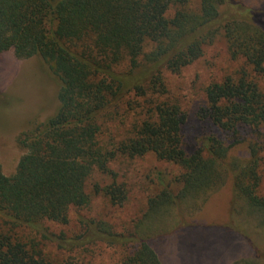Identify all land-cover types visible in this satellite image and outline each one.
Returning <instances> with one entry per match:
<instances>
[{
	"label": "trees",
	"instance_id": "trees-1",
	"mask_svg": "<svg viewBox=\"0 0 264 264\" xmlns=\"http://www.w3.org/2000/svg\"><path fill=\"white\" fill-rule=\"evenodd\" d=\"M86 38L90 48L74 46ZM217 40L239 67L203 89L197 117L208 131L187 151L186 116L164 75L181 74ZM9 50L39 62L58 107L17 137L25 153L14 175L0 167V264H52L41 242L64 253L104 244L121 249L116 264H162L149 241L183 210L198 212L229 177L264 228V11L238 0H0V53ZM149 154L180 174L165 183L154 173L159 185L129 232L82 217L73 238L44 227L66 226L71 209L87 208L97 176L109 183L95 181L92 196L122 208L127 191L112 166Z\"/></svg>",
	"mask_w": 264,
	"mask_h": 264
},
{
	"label": "rangeland",
	"instance_id": "rangeland-1",
	"mask_svg": "<svg viewBox=\"0 0 264 264\" xmlns=\"http://www.w3.org/2000/svg\"><path fill=\"white\" fill-rule=\"evenodd\" d=\"M238 1L251 10L264 11V0ZM74 43V46L85 49L92 46L89 38ZM238 67L239 64L229 61L225 42L217 40L206 49L202 59L181 74L165 73L167 91L176 97L174 99L186 116L182 128L186 150L187 147L195 148L208 131L206 124L197 117L203 106V89L222 71L230 72ZM41 69L35 58L21 60L11 50L0 53V167L6 177L14 175L25 153L17 144V137L51 117L58 107V87ZM245 153L242 147L233 151L234 157L240 159ZM112 170L127 191V201L122 208L111 206L103 197L92 196L95 181L101 186L109 183L108 179L97 176L87 187V193L91 195L87 208L71 209L66 226L44 224V227L55 236L63 234L66 238H73L79 234L77 220L82 217L101 220L117 234L127 233L146 211L149 196L156 192L159 182L154 173H159L165 183L180 174L179 168L158 162L151 154L131 161L120 159ZM260 170L259 193L264 197V165ZM233 191L229 177L198 212L193 214L182 209L183 216L171 219L163 226L161 233L149 241L162 264H264L263 217L249 212L245 202ZM40 248L52 264H61L65 260H72L74 264H116L122 254L119 247L104 244L70 253L61 252L48 242H41Z\"/></svg>",
	"mask_w": 264,
	"mask_h": 264
}]
</instances>
